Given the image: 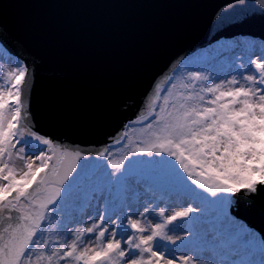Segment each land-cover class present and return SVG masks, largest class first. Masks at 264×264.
Masks as SVG:
<instances>
[{"label": "snow or ice", "instance_id": "snow-or-ice-1", "mask_svg": "<svg viewBox=\"0 0 264 264\" xmlns=\"http://www.w3.org/2000/svg\"><path fill=\"white\" fill-rule=\"evenodd\" d=\"M249 66L255 74L241 76L246 84L236 78L209 83L207 75L196 71L179 81L168 76L155 86L143 106L138 121L147 122L143 131L148 138L145 146L134 148V154L161 157L155 163L170 167L178 193L199 197L187 181L212 197L241 190L246 196L264 191V56L250 61ZM29 93L28 67L17 63L14 71H8L0 64V264H255L199 254L177 258L175 250L166 253L160 242L177 243L168 226L188 219L196 211L190 206L170 214L161 208L154 213L158 221L148 219L145 210L143 218L140 214L126 218L113 231H109L111 216L106 221L101 215L84 231L65 238L63 246L59 238L54 242L46 239L45 228L54 219L53 213L72 195L81 176L78 167L100 166L79 164L88 159L80 150L35 130L27 106ZM107 151H99V157L109 159ZM126 160L128 155L110 161L113 171L106 174L108 186L130 181ZM16 161H23L21 168ZM34 182L36 187L29 192ZM97 192L103 196L104 189ZM104 202L107 211L110 201L105 197ZM234 229L225 215L220 231L228 239L221 247L227 249L243 236L234 235ZM86 234H95V247H81ZM42 245L44 251H38Z\"/></svg>", "mask_w": 264, "mask_h": 264}, {"label": "water", "instance_id": "water-1", "mask_svg": "<svg viewBox=\"0 0 264 264\" xmlns=\"http://www.w3.org/2000/svg\"><path fill=\"white\" fill-rule=\"evenodd\" d=\"M238 35L264 39V0H0V42L29 69L31 122L87 156L81 165L123 135L183 59ZM234 202L264 239V191Z\"/></svg>", "mask_w": 264, "mask_h": 264}, {"label": "rangeland", "instance_id": "rangeland-1", "mask_svg": "<svg viewBox=\"0 0 264 264\" xmlns=\"http://www.w3.org/2000/svg\"><path fill=\"white\" fill-rule=\"evenodd\" d=\"M262 56H264V43L256 39L239 37L233 40L221 41L188 58L172 76L175 80L179 81L182 77L187 76V74L196 71L207 75L210 78V83H224L233 78L241 80L242 75L255 74L254 69L249 66L250 61H255ZM17 63L21 62L8 56L5 50L0 47V64H3L5 70L14 71ZM241 83L246 84V81L241 80ZM146 123L142 124L139 121L131 123L127 129V136H124L121 140L122 143H114L106 154L109 159H101L99 164L104 173L103 175H106L113 171L110 167L111 160H118L124 155H128L129 160L125 161V168L128 170L130 181L126 182L123 186H109L107 189L103 183H100L102 181L99 177L90 178L92 175L90 174L83 178V181L87 180V178L92 180L85 183V186L88 187L86 191L87 198L85 199L77 188H73L72 195L65 198L62 207L53 213L54 219L48 225L54 232L52 241L54 242L59 238L63 246L65 238L72 237L78 231H84L85 227L90 226L101 215L105 217L106 221L111 216L112 224L109 225V231L116 230V215L112 213L106 214L104 198L107 197L110 202L114 203L116 196H121L122 203L119 204V211H122L124 220L126 218L135 219L137 218V214H140L143 218L145 210L149 212L148 219L158 221L159 217L154 213L158 212L161 208H164L167 214H170L174 210H181L183 207L190 206L196 209L188 219L178 220L168 226L171 229L169 234L177 238V243L160 242L165 245L166 253L170 250H175L174 255L177 258L181 255L199 254L201 257L209 256L221 259L223 252L220 244L217 242V238H215L213 227L215 224H219L218 228H220V222L224 220L226 215L235 225L233 234L243 233V236L239 240V245L253 250L256 253V264H260V261L264 259V247L260 237L229 214V205L228 201L225 202V194L214 197V202L209 204L204 202L206 193L203 194L202 198L178 193L170 167L161 165L153 167L140 162V155L134 154V148L145 146L144 142L148 137L143 130L146 127ZM164 159L171 160L172 158L164 157ZM38 164L39 161H36V165ZM22 165L23 161H16L18 169ZM40 175H43V172ZM157 178L165 180V187H171L169 191L165 192L167 197L161 196V198L160 194L156 195L150 190V182ZM91 182L96 183L99 188L102 187L104 189L103 196L96 194L95 198H93L91 194L97 191V187ZM187 186L194 189L197 193L201 190L191 184V181H187ZM122 192L123 195H121ZM227 197L228 195H226ZM145 205H147V209H145ZM194 217L200 221L197 234L202 237L200 239H204L206 242V246L199 250L196 246V241L193 239L192 231L189 232V225ZM61 232H63V235H61ZM94 235L86 234L83 237L84 243L81 244V247H95ZM253 236L254 239H252ZM247 240H252V243H244ZM214 241H216L215 247L212 246ZM68 243H71V239H68ZM223 259L239 260V257L234 252L229 251V254L224 255ZM60 264H67V262L61 261ZM202 264H207V262L202 261Z\"/></svg>", "mask_w": 264, "mask_h": 264}]
</instances>
